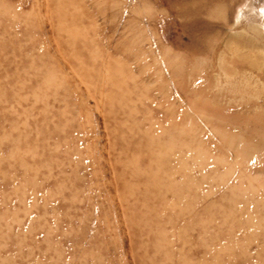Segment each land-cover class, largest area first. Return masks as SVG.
<instances>
[{
	"label": "rangeland",
	"instance_id": "obj_1",
	"mask_svg": "<svg viewBox=\"0 0 264 264\" xmlns=\"http://www.w3.org/2000/svg\"><path fill=\"white\" fill-rule=\"evenodd\" d=\"M263 9L0 0V264H264Z\"/></svg>",
	"mask_w": 264,
	"mask_h": 264
},
{
	"label": "bare ground",
	"instance_id": "obj_2",
	"mask_svg": "<svg viewBox=\"0 0 264 264\" xmlns=\"http://www.w3.org/2000/svg\"><path fill=\"white\" fill-rule=\"evenodd\" d=\"M261 16H263L264 17V9L262 10V12H261ZM247 29V28H246ZM245 29V30H246ZM248 29H250V30H252V32L254 31V35H256L257 37H260V36H262V35H264V27H259V26H256V25H252L251 27H249ZM251 32V31H250ZM239 34V33H238ZM234 35H237V34H234ZM234 35H232V36H234ZM241 36H243V35H241ZM242 38V37H241ZM261 38V37H260ZM231 41V40H230ZM253 43V44H255L256 42L254 41L253 42V40H251L249 43Z\"/></svg>",
	"mask_w": 264,
	"mask_h": 264
}]
</instances>
